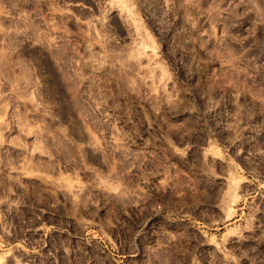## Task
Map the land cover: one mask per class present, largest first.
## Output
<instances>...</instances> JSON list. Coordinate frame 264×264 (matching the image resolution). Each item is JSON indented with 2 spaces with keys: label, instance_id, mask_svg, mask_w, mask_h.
I'll return each mask as SVG.
<instances>
[{
  "label": "rangeland",
  "instance_id": "374dc122",
  "mask_svg": "<svg viewBox=\"0 0 264 264\" xmlns=\"http://www.w3.org/2000/svg\"><path fill=\"white\" fill-rule=\"evenodd\" d=\"M0 264H264V0H0Z\"/></svg>",
  "mask_w": 264,
  "mask_h": 264
}]
</instances>
